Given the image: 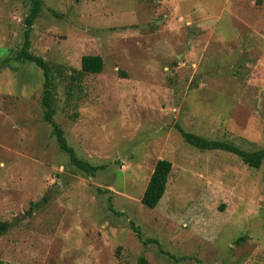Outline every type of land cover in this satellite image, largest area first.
Here are the masks:
<instances>
[{
    "label": "rangeland",
    "instance_id": "rangeland-1",
    "mask_svg": "<svg viewBox=\"0 0 264 264\" xmlns=\"http://www.w3.org/2000/svg\"><path fill=\"white\" fill-rule=\"evenodd\" d=\"M40 1L30 53L51 70L53 119L105 169L87 176L59 149L42 71L16 58L30 2L0 0V264H264V162L176 129L264 148V0ZM83 56L102 72L75 74ZM158 160L172 169L147 209Z\"/></svg>",
    "mask_w": 264,
    "mask_h": 264
},
{
    "label": "trees",
    "instance_id": "trees-1",
    "mask_svg": "<svg viewBox=\"0 0 264 264\" xmlns=\"http://www.w3.org/2000/svg\"><path fill=\"white\" fill-rule=\"evenodd\" d=\"M29 13L24 20L25 30L23 33V44L21 50L17 54L16 58L21 62H29L34 64L42 71L43 76V93H42V106L44 108L43 120L50 125L51 133L55 138V141L59 149L68 156L69 162L76 169L83 174L94 177L97 172L105 169L104 165L94 166L76 157L74 150L68 145L64 133L58 124L54 121V110L52 108V78L51 70L47 63L42 58L35 57L30 53L31 48V32L33 30V24L40 13L42 3L40 0H29ZM103 61L99 56H83L80 61V70L73 71L77 75L91 74L98 75L102 72ZM184 141L190 146L195 147L201 151L219 150L228 152L241 159V161L250 168L259 169L264 162V148L254 152H247L239 149L238 147L219 141H209L200 138L194 134L185 133L179 127H176ZM172 165L167 160H158L154 166L153 172L149 177L148 183L145 187L143 195L141 197V204L147 209H155L161 201L166 191V185L168 177L171 173ZM46 202V199H43ZM40 203L34 205L35 208L39 207ZM33 211V209H30ZM111 211H113L110 208ZM10 228L8 223H0V236L4 235ZM131 230L134 232L139 240H142L140 230L130 224ZM144 244H155L161 250L159 243L156 240H143ZM162 252V251H161ZM137 264H147L145 258L141 257Z\"/></svg>",
    "mask_w": 264,
    "mask_h": 264
}]
</instances>
